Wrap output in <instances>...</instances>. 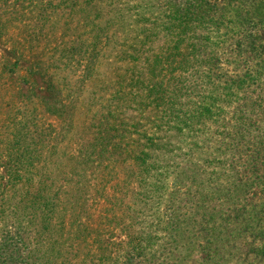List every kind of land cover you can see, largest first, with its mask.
Here are the masks:
<instances>
[{
	"label": "trees",
	"instance_id": "obj_1",
	"mask_svg": "<svg viewBox=\"0 0 264 264\" xmlns=\"http://www.w3.org/2000/svg\"><path fill=\"white\" fill-rule=\"evenodd\" d=\"M69 1L70 8L56 11L51 0L46 4L44 0H0V42L52 37L57 42L67 40L71 44L57 59L32 62L26 67L21 65L23 61L6 62L0 64V70L10 67L11 70H69L70 67L71 70H88L83 78L89 83L96 80L102 70L113 72L124 62L144 60V65L160 71L158 74L149 69L139 71L135 80L132 77L129 90L114 91L105 106L94 94L91 107L98 109L88 114L77 128L76 104L53 100L55 90L39 101L33 100V91H27L31 95L17 91L12 94L8 89L0 88V264H71L77 250L90 246L87 238L98 232L89 229L92 220L83 197L89 192L96 196L95 200L102 194V199L112 204L106 212L109 217L106 221L112 222L117 229L124 227L119 214L136 213L134 226L138 231L130 234L123 228L126 238H130L126 246H122L127 254L117 256L112 260L113 264L119 260L123 264H167L168 259L182 264L194 250L186 248L189 234L181 230L184 224L179 222L184 216L183 211L189 207L183 205V199L171 205L165 196L173 178L181 177L178 171L184 162L191 165L192 161L185 160L191 156L179 153L165 158L163 154L158 155L155 150L166 145V138L153 136L147 130V123L142 124L141 120L152 116L161 124H173L172 119L180 106L171 102L161 104V93L167 86L150 79L165 78L162 71L174 70L172 67L178 63L181 66L192 63L195 58L186 53L192 43L186 25L195 23L199 26L200 20L213 21L216 2ZM246 4L250 46L263 43L251 49L252 58L257 62L246 72V100L249 99L246 107L255 116L247 136L248 140L254 139L256 143L252 142L251 147H256V153H259L264 150V0H246ZM258 29L262 30V35L254 33ZM167 39H171L169 48L152 55ZM12 49L15 55L16 43ZM204 87H200L203 99L198 104L201 105L194 104L198 117L190 114L174 121V124L183 122L178 131L174 125L175 136L171 139L176 143L185 136L182 132L185 127L190 130L195 123L202 127L203 120H209L212 115L211 108L205 105V100H213L212 93ZM66 140L68 145L61 151V144ZM220 150L221 147L214 150V157L199 166L203 171L204 177L200 175L203 183L195 184L198 188L205 187L209 193L214 186L211 174L226 167L228 161L219 155ZM230 150L229 158L234 159L237 155L232 145ZM255 150L249 155L254 161L252 170L257 167L254 172H261L264 156L254 160ZM223 155L227 157V154ZM63 158L68 168L76 170L78 179L75 186H68L64 199L59 198L55 175H50L56 171L54 164L59 167L57 159ZM47 161L50 167H47ZM119 162L127 175L123 180L113 182L105 170L108 171L111 164L119 166ZM63 170L64 167L57 172L60 177L71 176ZM89 172L94 176L92 180ZM262 177L264 179V170ZM195 184L188 194L189 202L196 196L199 204L195 213L208 214V218L202 220L210 221L215 211L210 208V195L201 192L203 189H196ZM110 192L114 195L105 196ZM226 193L232 198L229 189ZM87 213L89 218H86ZM253 225L264 239L260 224L255 220ZM85 232L89 236H85ZM93 242L100 243V240ZM200 253V262L196 264H216L217 254L211 250ZM251 253L264 259V243Z\"/></svg>",
	"mask_w": 264,
	"mask_h": 264
},
{
	"label": "rangeland",
	"instance_id": "obj_2",
	"mask_svg": "<svg viewBox=\"0 0 264 264\" xmlns=\"http://www.w3.org/2000/svg\"><path fill=\"white\" fill-rule=\"evenodd\" d=\"M48 1L50 0H44V4ZM51 2L56 11H66L65 9L70 8L71 4L69 0H51ZM215 2L213 21L205 23L200 20L199 26L195 23L186 25V29H190L188 34L192 41L186 53L195 58L191 60L192 63L188 66H181L178 63L172 67L174 70L162 71L165 78L150 79L154 83L161 82L164 87L167 86L161 93V104L171 102L180 106L172 119L173 124L169 126L166 123L161 124L152 116L142 118L141 122L147 123V130L153 136L166 138V145L162 149L155 150L158 155L163 154L165 158L179 153L191 156L185 159L192 161L191 165L184 162L178 171L181 177L173 178V182L168 184L165 196L167 203L171 205L183 199V205L188 204L189 207L183 211L184 216L179 222L184 224L181 230L189 234V239L185 241L186 248L194 250L193 255L182 264L200 262L199 256L202 250H211L217 254L214 260L216 264H264L263 258L253 256L251 253L264 243L263 236L253 229L256 220V224L259 223L264 231V179L262 177L264 167L261 172H254L257 167L252 170L254 161L250 160L249 155L256 147H251L252 142L255 141L248 140L247 135L250 125H254L255 116L246 107V102L249 100H246L248 95L246 94V72L250 71L248 69L254 67L257 62L252 58L251 49L258 48L263 43L250 46L248 38L250 31L246 26V10L248 9L246 0H215ZM216 18L223 19L217 21ZM261 31L258 29L254 33L259 36L263 34ZM14 43L17 46L15 55L12 54ZM170 43L171 39H167L152 55L167 50ZM70 46L67 40L57 42L52 37L17 42L3 40L0 42V64L23 61L21 65L26 67L32 62L46 61L53 57L57 59L61 51ZM143 63L144 60L138 63L124 62L113 72L98 70L101 74L90 83L83 78L88 70H71L70 67H68L69 70H11L10 67L9 70H0V88L8 89L12 94L17 91L31 95L27 94V91H33L31 95L33 100L39 101H43V98L49 95V91L52 94V90H55L53 100L76 104L75 128H77L82 125V121L88 114L91 115L97 111L98 107H91L94 94H97L102 106H105L111 100L114 91L122 88L129 90L132 77H135V80L139 76V71L149 69L159 73L160 70H153V67L149 68ZM201 86H206L204 88L212 93L213 100H205V105L211 108L212 115L209 120L205 122L203 120L202 127L197 123L189 127L190 130L185 127L182 131L185 136L179 135L181 141L176 143V140L171 139L175 136L174 125H177L178 131V126L183 127V122L174 124V121L190 114L198 117L195 111L197 106L194 104H198L203 99ZM175 95L177 96L174 97ZM53 120L50 121L53 122ZM67 143L68 140L61 144V151L68 145ZM231 145L237 155L234 159L229 158ZM199 147L202 149L200 150ZM218 147H221L219 155L225 156L222 158L228 161L226 167L217 169L218 172L214 171L212 174L211 171L208 172L214 179L213 189L209 193L210 191L204 189L205 187L198 188L195 182L203 183L200 178V175L203 176L201 174L203 171L199 169V166L209 157L213 158V151ZM256 151L253 153L254 160L264 156V150L259 153ZM224 153L227 157L223 155ZM198 154H201V157ZM65 160L57 159L59 167L54 164L56 171L50 173L51 176L55 175L54 181L59 190V198L62 199L67 197L68 186L73 187L78 181L76 170L68 168L64 164ZM125 165L127 166L128 163ZM47 167H50L49 161H47ZM62 167L64 172L71 174L67 179L60 177L57 173ZM105 173L113 182L121 181L127 175V171L120 162L119 166L111 164ZM88 175L91 180L94 178L90 172ZM193 184L196 189H203L201 192L210 195V208L215 210L210 221L202 220L208 218V214L195 213L198 209L196 206L199 204L196 196L192 202H189L188 194L191 188H194ZM228 189L233 193L232 198H229V194L226 193ZM112 194L113 192L106 193L105 196L109 198ZM83 197L87 201L85 204L88 206V213L92 220L89 229L98 230V232L89 238L86 237L90 246L85 250H77L76 257L72 258L70 263L113 264L112 260L117 256L127 254L124 252V247L130 238H126L123 228L128 229L130 234L138 231L134 226L136 213L131 214L129 211V214H119V220L123 222L124 227L117 229L112 222L106 221L109 218L106 212L110 210L112 204L107 199H102V194L97 200L91 192ZM88 213L86 218H89ZM85 236L89 235L85 232ZM165 237L168 239L167 235ZM95 240H100V243H94ZM166 261L167 264H180L179 261L174 262L169 259ZM116 264H123V262L119 260Z\"/></svg>",
	"mask_w": 264,
	"mask_h": 264
}]
</instances>
